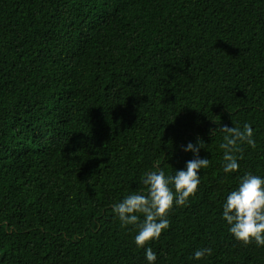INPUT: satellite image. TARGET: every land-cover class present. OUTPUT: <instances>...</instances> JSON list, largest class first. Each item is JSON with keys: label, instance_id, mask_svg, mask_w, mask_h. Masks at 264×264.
<instances>
[{"label": "trees", "instance_id": "obj_1", "mask_svg": "<svg viewBox=\"0 0 264 264\" xmlns=\"http://www.w3.org/2000/svg\"><path fill=\"white\" fill-rule=\"evenodd\" d=\"M245 123L255 146L225 174L219 128ZM198 139L210 163L146 247L264 264L220 216L245 172L264 176V0H0V264H146L111 205Z\"/></svg>", "mask_w": 264, "mask_h": 264}, {"label": "clouds", "instance_id": "obj_2", "mask_svg": "<svg viewBox=\"0 0 264 264\" xmlns=\"http://www.w3.org/2000/svg\"><path fill=\"white\" fill-rule=\"evenodd\" d=\"M212 130V135L216 133ZM223 133L219 147L223 149L222 169L225 174L236 172L241 158L240 145L247 144L254 147V130L245 123L242 128H219ZM203 140L189 142L183 146V151L191 152L193 158L186 161L184 167L174 170V174L166 175L164 170L156 166V170H149L141 175V188L137 192H130L119 202L111 205L112 212L118 218L121 227L133 225L137 231L134 243L137 248L144 249L146 264H155L157 254L152 248L146 247L149 240L159 239L162 231L169 227L168 213L173 206H183L188 198L194 195L200 183V170L208 167L210 161L201 157L199 152L206 149ZM143 219L141 220L140 215ZM221 219L227 225L231 236L245 245L255 243L257 247H264V176L245 172L239 179L238 185L231 190L223 204ZM210 247L194 250L193 259L200 260L211 254Z\"/></svg>", "mask_w": 264, "mask_h": 264}]
</instances>
